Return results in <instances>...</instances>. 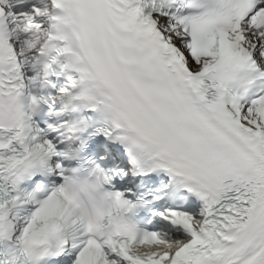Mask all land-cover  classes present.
<instances>
[{"label":"snow or ice","instance_id":"1","mask_svg":"<svg viewBox=\"0 0 264 264\" xmlns=\"http://www.w3.org/2000/svg\"><path fill=\"white\" fill-rule=\"evenodd\" d=\"M0 264H264V0H0Z\"/></svg>","mask_w":264,"mask_h":264},{"label":"clouds","instance_id":"2","mask_svg":"<svg viewBox=\"0 0 264 264\" xmlns=\"http://www.w3.org/2000/svg\"><path fill=\"white\" fill-rule=\"evenodd\" d=\"M77 181L80 187L76 197L90 216L97 219L101 215L107 216L114 211V208L108 205L101 193L90 190L91 177L81 174Z\"/></svg>","mask_w":264,"mask_h":264}]
</instances>
